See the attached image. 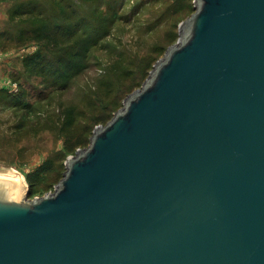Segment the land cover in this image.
<instances>
[{
    "label": "water",
    "instance_id": "95a60500",
    "mask_svg": "<svg viewBox=\"0 0 264 264\" xmlns=\"http://www.w3.org/2000/svg\"><path fill=\"white\" fill-rule=\"evenodd\" d=\"M182 34L54 194L0 181V264H264V0Z\"/></svg>",
    "mask_w": 264,
    "mask_h": 264
},
{
    "label": "rangeland",
    "instance_id": "374dc122",
    "mask_svg": "<svg viewBox=\"0 0 264 264\" xmlns=\"http://www.w3.org/2000/svg\"><path fill=\"white\" fill-rule=\"evenodd\" d=\"M31 1L57 38L48 46L18 43L31 25L10 14ZM194 13L195 0H0V57L11 59L0 63V172L24 177L25 199L55 193L68 159L143 88ZM61 62L70 72L53 85L48 72ZM80 137L87 143L66 154V142Z\"/></svg>",
    "mask_w": 264,
    "mask_h": 264
},
{
    "label": "trees",
    "instance_id": "16d2710c",
    "mask_svg": "<svg viewBox=\"0 0 264 264\" xmlns=\"http://www.w3.org/2000/svg\"><path fill=\"white\" fill-rule=\"evenodd\" d=\"M30 7H33V9ZM37 9H38L37 6L33 5V2L31 1L27 3L22 2L12 10V15L10 14L11 20L19 17L25 18L24 22H30L31 25V28L26 29L25 32L20 34L18 43H22V44L36 43L39 46L40 45L48 46V42L50 40H54V41L57 40L56 37H51L47 34L46 31L50 29V26H48V22H47L48 19H43L40 15L41 13L36 12ZM25 35L28 36L24 39ZM73 35L74 33H72L71 36ZM31 60L36 64H38L40 60L39 55H36ZM36 67H38V65H36ZM68 68H70V64L68 62L65 63L61 62V64L58 65L57 69H55L53 72L50 71L48 72L50 75L56 76L57 81L53 83V85H55L58 81H63L66 79V76H68V73L70 72L67 70ZM111 105H112L111 108L107 107L104 111L109 112L111 109H113L114 104L111 103ZM88 132L89 129H85V133ZM86 143H87V139H85L84 137L78 138L77 141H71V140L67 141L66 154L74 153L78 148H80Z\"/></svg>",
    "mask_w": 264,
    "mask_h": 264
},
{
    "label": "bare ground",
    "instance_id": "6f19581e",
    "mask_svg": "<svg viewBox=\"0 0 264 264\" xmlns=\"http://www.w3.org/2000/svg\"><path fill=\"white\" fill-rule=\"evenodd\" d=\"M0 181L14 186L17 194L23 195V190L25 189V179L19 172L12 169H5L3 172H0Z\"/></svg>",
    "mask_w": 264,
    "mask_h": 264
},
{
    "label": "crops",
    "instance_id": "0c3cea01",
    "mask_svg": "<svg viewBox=\"0 0 264 264\" xmlns=\"http://www.w3.org/2000/svg\"><path fill=\"white\" fill-rule=\"evenodd\" d=\"M8 16H6V13H3L2 14V16H1V19H7V21L9 20L8 18H7ZM0 55L1 56H5L3 53H0ZM6 59H8L7 61H4V60H6ZM10 57H0V63H9L10 62ZM5 71V70H4ZM5 76V74L3 75V77Z\"/></svg>",
    "mask_w": 264,
    "mask_h": 264
}]
</instances>
